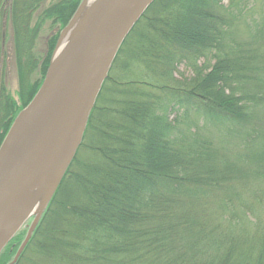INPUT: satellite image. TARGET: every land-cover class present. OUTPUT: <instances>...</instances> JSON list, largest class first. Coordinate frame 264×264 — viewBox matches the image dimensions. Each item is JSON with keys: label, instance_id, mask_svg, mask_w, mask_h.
<instances>
[{"label": "trees", "instance_id": "1", "mask_svg": "<svg viewBox=\"0 0 264 264\" xmlns=\"http://www.w3.org/2000/svg\"><path fill=\"white\" fill-rule=\"evenodd\" d=\"M257 1L148 7L15 264H264V0ZM81 2L0 0V41L7 20L20 85L19 102L0 93V145ZM47 21L58 29L38 55L33 45ZM180 65L193 76L177 79ZM24 234L0 264L13 259Z\"/></svg>", "mask_w": 264, "mask_h": 264}, {"label": "water", "instance_id": "2", "mask_svg": "<svg viewBox=\"0 0 264 264\" xmlns=\"http://www.w3.org/2000/svg\"><path fill=\"white\" fill-rule=\"evenodd\" d=\"M88 1L61 30L40 88L0 145V254L34 216L9 264L22 254L74 159L122 43L155 0ZM36 191L44 193L42 203L27 214Z\"/></svg>", "mask_w": 264, "mask_h": 264}, {"label": "rangeland", "instance_id": "3", "mask_svg": "<svg viewBox=\"0 0 264 264\" xmlns=\"http://www.w3.org/2000/svg\"><path fill=\"white\" fill-rule=\"evenodd\" d=\"M54 1V0H46L45 4H48L49 2ZM228 0H224V3H227ZM259 4L261 5V3L263 2V0H259L257 1ZM74 15V14H73ZM72 18V17H71ZM70 18V19H71ZM70 21V20H69ZM35 22H32L31 25H34ZM45 25L42 28V31H40V34L38 36V38L36 39V42L34 43L33 47L36 48V51L38 52V55H46L47 52V41L49 39V37L52 35L53 32H56V30L58 29V25L53 24L52 21H47L44 23ZM68 24V23H67ZM66 24V25H67ZM65 25V26H66ZM3 26V34L5 35V38L3 41H0V45L2 44V50H3V55L4 57L2 58V61L0 62V93L5 90L9 95H11L12 99L15 102H19V96H18V91H19V80H18V73L16 72V64H15V57H14V50H13V34H12V26L11 24L5 20L2 24ZM64 26V27H65ZM63 27V28H64ZM62 28V29H63ZM61 29V30H62ZM60 30V32H61ZM131 32V31H130ZM60 34V33H59ZM59 37V36H58ZM56 47V46H55ZM55 50V49H54ZM53 55V54H52ZM52 58V57H51ZM204 62V60H200V64H202ZM39 72H35L32 73V78L33 79H37L40 77ZM39 76V77H38ZM175 76L177 79H180L181 81L185 80V79H189L193 76V72L191 71V69H189L188 67H186L185 65H180L176 72H175ZM41 86V85H40ZM40 88V87H39ZM38 91V90H37ZM28 105V104H27ZM24 108V107H23ZM22 108V109H23ZM21 109V110H22ZM177 107L175 109H173L170 112V117L171 119L173 117L176 116L177 114ZM20 113V112H19ZM18 113V114H19ZM17 114V115H18ZM17 117V116H16ZM15 117V118H16ZM15 120V119H14ZM14 122V121H13ZM12 122V123H13ZM12 125V124H11ZM11 127V126H10ZM10 129V128H9ZM9 131V130H8ZM7 131V133H8ZM6 133V134H7ZM6 136V135H5ZM33 217L29 218L26 222L25 225L21 228L20 231L25 230V234L24 237L22 238V240L24 241L27 231H28V225H31L33 222ZM19 231V232H20ZM18 232V233H19ZM17 233V234H18ZM22 241V242H23ZM22 244V243H21ZM20 244V246H21ZM20 246L18 247V249L20 248ZM17 249V251H18ZM16 251V253H17ZM3 252V251H2ZM15 253V255H16ZM15 255H13V259L15 257ZM12 259V260H13ZM11 260V261H12ZM10 261V262H11ZM9 262V263H10ZM8 263V264H9Z\"/></svg>", "mask_w": 264, "mask_h": 264}, {"label": "bare ground", "instance_id": "4", "mask_svg": "<svg viewBox=\"0 0 264 264\" xmlns=\"http://www.w3.org/2000/svg\"><path fill=\"white\" fill-rule=\"evenodd\" d=\"M91 1H93V0H89L88 2L90 3ZM67 38L63 41V43L59 47L58 51H60L66 45ZM37 193H38V191L33 192L28 198L29 204H27V205L29 206V210H27V214L35 212L40 207V205L42 203V200H43V197H44V193L41 194L40 196H39V194L37 195Z\"/></svg>", "mask_w": 264, "mask_h": 264}]
</instances>
